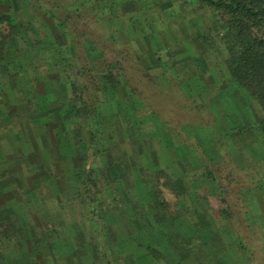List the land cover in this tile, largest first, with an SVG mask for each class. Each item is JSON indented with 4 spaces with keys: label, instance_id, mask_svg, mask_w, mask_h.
<instances>
[{
    "label": "trees",
    "instance_id": "16d2710c",
    "mask_svg": "<svg viewBox=\"0 0 264 264\" xmlns=\"http://www.w3.org/2000/svg\"><path fill=\"white\" fill-rule=\"evenodd\" d=\"M33 1L35 2V0H0L1 4L6 3L9 8L7 11L0 12V79H7L6 83L13 90L20 89L22 86L20 72L19 70L17 71V68L20 66L24 70L28 66H35L33 62L37 61L38 63L47 53L50 56L52 55L51 58L54 59L50 63H55L59 67L63 66L69 77H72V74L73 76L74 74L78 75L77 65L74 61V55L77 54L76 34L67 25V22L59 17L56 22L58 26L64 29H59L60 34L56 35L51 42L44 40L43 32L46 35L45 31H47L48 36L50 27L46 26L45 29L34 32L33 28H38V26H35L31 20H27L20 10L28 8L33 11V18H43L44 16L49 17L51 12L52 15L53 13L55 14L57 11L54 8L57 7H54V1L51 0V2H42L43 5L39 2L35 3V9L33 8L32 10L31 4ZM113 1V6H116L118 11L117 3L119 0ZM177 1L180 4H176ZM136 2L139 3L140 11L145 17L154 18L155 13L159 15L161 13V16L169 20L168 24L170 22V25L177 24L173 27H176L175 29L178 32L182 29L189 35L192 32L190 25L193 26V19L197 27L203 30L204 34L199 35L198 38L202 42L204 51L197 50L194 45L196 54L201 53L205 62H209L212 66H218L220 62V73L217 72L221 76L220 88L226 89L227 96L229 95L233 98L232 96L235 95L238 100V103L234 105H231L233 101L232 103L230 101L227 102L228 105L230 104L229 109L234 111L233 115L229 117V121L231 120L233 125H230V132H227L226 138L223 135L219 137L215 141L218 144L213 141L214 143L210 145L212 153L214 151L220 154L226 153L228 142H230L228 138H233L236 150L240 154L242 161L245 162L246 153H250L254 157L252 151L248 149L249 146L253 148L257 143L264 145V0H167V2L171 3L170 7H176L175 11H169L171 13H166L165 9H162L153 0H137ZM192 3L195 4V9L206 7L211 10L213 14L212 24L206 25L200 19L204 25L202 27L200 20H198L200 16L197 19H195L196 17H188V14L194 11L187 10V6ZM18 12H20L19 16L23 19L18 16ZM104 12L108 13L107 10H104ZM16 13L17 15H15ZM108 16L113 17L112 13L108 14ZM114 19L116 20V17ZM190 20L191 24L189 23ZM124 22L125 20L123 24ZM46 28H49V31ZM214 30L216 33L213 35ZM192 38L195 40L191 34L190 42ZM42 40L45 42L44 45L40 42ZM40 43L41 45L37 47V44L39 45ZM96 43L95 46L90 44L88 52L93 61H95V72H101L102 74L101 84L98 87L100 91H104L105 95L99 97L98 103L95 101V130L91 122H89L91 140L87 144L96 150V155L102 154L103 158L107 157V160L105 159L107 163L104 165L102 161L105 160L102 158L99 161L100 165L95 164V166H92L88 154L81 155V158L77 157L80 159L79 167H77L76 171V168L70 171V173H73L68 179V186L73 191L70 199L67 200V205H70L69 208L62 207V209L58 208L56 211L53 210L54 208L48 209L54 223L52 227L55 234H60L57 226L60 224L63 211L66 213L68 220L66 224L62 223V220L61 223L64 224L63 229L65 237L68 239L67 248L69 251L66 256H61L59 259L53 258L55 264H124L125 256L121 249L122 240H116L112 237V225L114 223L112 222V217L108 214L110 212V215H113L111 213L112 203L109 200L110 196L103 192L106 185L113 183H115L116 187V193L113 195H116L117 199L123 200V195L129 194L128 197L132 205L131 216L142 218V228H151L148 232L149 241L154 243L162 242L169 247L170 250L165 253L155 251L152 246L147 247L148 252L152 253V251H155L153 254L157 258H163L162 261L158 260L161 261V264H258L259 258H256L254 249L256 244L248 241L252 235H245L244 230L238 231V229L230 227L231 225L228 222L236 218L228 208L227 194L224 195L227 191L224 190L223 183L219 180V177L211 170V164L204 158L197 157L198 163L197 165L195 164V169L191 172L188 171L191 164L186 163L184 165L183 160H180V162L183 163L185 170L177 168L175 163L172 166L163 165V167L161 166V168L159 167L156 170L159 171L157 175L160 172L163 173L164 178L173 185L180 197L176 210L173 211L170 203L165 200L161 191L153 184L152 178L155 177V174L148 176L146 166L141 161V153L138 148L135 147L136 154L133 155L134 153L132 152L127 159L124 158L122 160L121 158L118 159L119 161H115L109 157L111 144L105 142V140H108L107 137L111 139V134L109 124L106 121L104 122L105 116H114L116 113L117 116L120 115L119 112H114L123 103L125 104L124 100L123 102L121 100L120 88L124 83L131 84V82L124 74V69L119 65L116 66L117 63L112 65L106 55V49L97 46ZM198 60L201 59L196 55L194 62L191 64L194 65L192 73H199L209 86L213 81V77L209 71L201 72L197 69L196 63ZM175 65L179 70L182 68L181 64L177 65L176 63ZM97 66H100V68H96ZM108 66L112 67L107 69ZM115 68L121 72H116ZM182 74L181 82L184 83L187 78H190L191 72L184 68ZM76 83L77 81L74 78V81L71 82L73 92L77 88ZM5 90L8 93V89ZM201 92L192 94L195 96L193 98L194 103L202 102L201 97L202 95L205 96L206 91ZM186 95L188 94L186 93ZM107 96L109 98L105 100ZM116 97H120L118 98L121 102L120 106L116 103ZM85 98L83 93H77V95L75 93L70 100L68 99V105L71 109L69 116L82 115L83 113L89 115V112L85 111L89 109L90 104H86ZM211 99V103L216 100L215 96H212ZM139 103L135 109L132 108L138 116L141 114L138 111ZM114 106L117 108H114ZM211 109L213 112V108ZM218 109L223 113V107L219 103ZM250 109L253 112L252 115H250ZM58 110L60 108L57 107V115L59 117ZM241 111L246 113L249 119H252L238 122L236 116H239ZM122 114L125 117L121 118L132 119L133 112L129 113L127 111L126 113H121V116ZM219 116L222 117L221 115ZM214 119L217 120L215 117ZM86 121H89V119ZM79 126H84L82 121L79 122ZM76 137H78L77 133ZM157 137L160 142L164 139V136H162V139L161 135H157ZM161 144L163 146V143ZM187 144L189 143L183 145ZM226 147L227 149L223 151ZM253 150L257 154L254 148ZM180 151L182 150L179 149ZM105 153L109 156H105ZM41 167L40 165L39 168ZM148 167H151L150 163H148ZM52 168L55 171L58 166ZM198 170L202 171L201 175H194L193 172ZM104 173H110L112 178L109 179ZM70 179L72 181L69 184ZM119 180L127 185L123 191L120 189L122 186L119 184ZM62 181L64 180L62 179ZM62 181L58 175H52L50 178V185L53 190L52 196L56 200L53 203L57 205L65 194L63 189L65 183L62 184ZM126 181L131 184L129 185ZM260 181H263V179ZM75 183H80L81 186H75ZM146 184V190L151 193L148 194V196H151L149 203L141 202L138 193L135 191L136 186H144ZM208 186L211 190H209ZM209 194L219 197L224 204L222 209L217 211L210 206L208 202ZM67 205H64V207ZM116 206L118 207L119 205L116 204ZM84 207L87 208V215L83 213ZM91 213H95V218L88 217L89 224H91L88 225L85 223L84 218ZM120 214L123 217L125 215L123 210L120 211ZM246 222L248 221L245 220L244 223ZM248 226L253 231L255 230L251 223ZM32 227L34 228L35 226L32 225ZM26 232L24 225L17 226L9 216H4L3 218L0 216V237L5 239L6 243L16 242L23 248L28 243ZM246 236L249 237L246 239ZM56 243L58 246L64 245L60 241ZM37 245H39L38 241ZM92 246L95 248L94 260L90 255ZM40 252L42 253V250ZM22 254L20 256L26 255V250L22 249ZM193 254L196 256L193 259L194 261L191 258ZM259 261L264 263L260 259Z\"/></svg>",
    "mask_w": 264,
    "mask_h": 264
},
{
    "label": "rangeland",
    "instance_id": "374dc122",
    "mask_svg": "<svg viewBox=\"0 0 264 264\" xmlns=\"http://www.w3.org/2000/svg\"><path fill=\"white\" fill-rule=\"evenodd\" d=\"M44 1L51 2V0H35L31 4L32 10L33 8L35 9V3L39 2L43 5L42 2ZM52 1H54V7H57L54 8L57 12L53 13V15L51 12L49 17L33 18V11L28 8L20 11L27 20L33 21L34 25L38 26V28H33L34 32L37 30L41 31L46 26L50 27L48 36L47 31H45L46 35L43 32L44 40L51 42L56 35L60 34L59 29H64L58 26L56 22L59 17L63 18L76 34L77 54L74 55V61L77 65L78 75L74 74L73 76L72 74L77 81L76 95L77 93H83L84 97H86L85 102L88 101L89 103L95 101L98 103L99 97L105 95L104 91H100L98 87L101 84L102 74L101 72H95V61H93L88 52L90 44L95 46V42H97V46L106 49L109 62L112 65L117 63L116 66L119 65L123 68L124 74L131 82V84L124 83L120 88L121 100L125 102V104H122L123 106L118 99L120 97H116V103L118 106L121 105V109H115L114 112H119L120 115L117 116L116 113L114 116H105L104 122L106 121L109 124L111 134V139L107 137L108 140H105V142L111 144V154L110 156L107 153L104 155L119 161L118 159L121 158L122 160L124 158L127 159L132 152L135 155L134 149L135 147L138 148L141 153V156L140 154L139 156L142 158V163L146 166L148 176L155 174V177L152 178L153 184L161 191L165 200L170 203L173 211L176 210L180 197L173 185L164 178L163 173L160 172L157 175L159 171L156 170L159 167L161 168V166L163 167V165L172 166L173 163L177 165V168L185 170L184 165L187 163L191 164L190 168H188V171L191 172L195 169V164L197 165L198 163L197 157L204 158L211 164V170L219 177V180L223 183L224 190L227 191L224 195L227 194L228 208L236 218L228 222L231 225L230 227H234L238 231L244 230L245 235H252L248 241L256 244L254 247L255 256L264 262V145L257 143L253 146L257 154L249 146L248 149L252 151L254 157L250 153H246L245 162L241 160L233 138H228L230 141L228 142V149L227 147L224 150L222 149L223 151L227 149L226 153L220 154L215 151L212 153L210 145L222 135L226 138L227 132H230V125H233V122L229 121V117L233 115L234 111L229 109L230 104L228 105L227 102L230 101L232 103L233 101L231 105H234L238 103V100L235 95L232 96L233 98L229 95L227 96L226 89L220 88L221 76L217 74V72L220 73V62L218 66H212L209 62H205L201 53L196 54L194 45L197 50L204 51L202 42L198 38L199 35L204 34L203 30L197 27L193 19L194 27L190 25L192 32L189 35L182 29L178 32L175 29L176 27H173L177 24L170 25L171 22L168 24L169 20L161 16V13L160 15L155 13L154 18L145 17L140 11V5L136 2L137 0H119L117 3L119 12L116 6H113V0ZM153 1L158 3L162 9H165L166 13H171L169 12L170 10L175 11L176 7H170L171 3L167 2V0ZM176 4H180V2L177 1ZM194 7V3L187 6V10H194L188 14L189 18L196 17L195 19H197L200 16L198 20H203L206 25L212 24L213 14L210 9L206 7L195 9ZM8 9L6 3H0V12ZM104 10H107L108 13L104 12ZM110 13H112L113 17L108 16ZM19 14L20 12H18V16ZM115 17L116 20H113ZM201 20L200 24L204 27ZM189 23L191 24V20ZM46 30L49 31V28H46ZM215 33L216 31L214 30L213 35ZM191 34L195 38V40L193 38L191 40L193 45L189 40ZM40 42L43 43L42 45L45 43L43 40ZM40 45L41 43L37 44V47ZM196 55L201 59L198 60L200 62L197 61L198 64L196 63L197 69L201 72L209 71L213 77V81L209 86L199 73H192L194 65L191 64L194 62ZM51 57L52 55L50 56L47 53L38 63L37 61L33 62L35 66L37 65L36 67L28 66L25 68L31 70L30 75H33L36 78L35 82L41 86L42 83L39 82L41 79L58 82L65 80L63 78L65 72H63L64 75L59 73L54 75L45 74L48 67H50L49 70L53 69L55 71L62 67L55 63L49 64V62L54 60ZM176 63L177 65H182L180 70L176 67ZM191 66L192 70L190 71ZM110 67L112 66H108L107 69H110ZM96 68H100V66ZM116 68L114 69L116 72H121L117 71ZM184 68L191 74L189 75L190 78H187L182 83L181 77H183ZM18 70L21 75L20 79H22L25 72L20 66L17 68ZM59 71L62 72L64 70ZM201 91H206L205 96L202 95L201 97L202 102L194 103L193 98L195 96L192 94L202 93ZM212 96H215L218 102L215 100L212 104ZM108 98V96L105 97V100ZM138 102H140L138 111L141 112L139 116L132 110V108L135 109L137 107ZM202 103L203 105L201 106ZM218 103L223 107V113L218 109ZM86 104L88 103L86 102ZM114 108L117 107L114 106ZM211 108H213L214 113ZM127 111L129 113L133 112V115H130L131 120L121 118L125 117L123 114L121 116V113H126ZM153 113L155 114L152 115ZM240 113L239 116H236L238 122L252 119H249L246 113L242 111ZM252 114L253 112L250 109V115ZM80 120L86 121V117L80 115ZM254 121L256 120L254 119ZM157 135H161V138L164 136V139L162 138L163 141L160 142L159 138H156ZM83 136L87 138L86 142L91 140L87 136L86 131H84ZM161 143H163V146ZM186 143L189 144L183 145ZM215 144L218 143L215 142ZM215 147L213 146V148ZM178 148L182 151L179 152ZM92 152L91 150L89 151L91 165H100L99 161H101L103 155H96V152L95 154ZM109 157L108 159H110ZM103 159L107 160V157ZM106 160L102 161L104 165L107 163ZM180 160H183L184 165ZM148 163H150L151 167H148ZM200 173H202L201 170L193 172L194 175ZM70 174L69 172V177ZM104 174L109 179L112 178L110 173ZM262 179L263 181H260ZM149 180L151 182L150 178ZM126 183L128 182L126 181ZM119 184L122 186L120 187L121 191L126 189L127 185L125 182L119 180ZM128 184L130 185L131 183L129 182ZM111 186H115V183L111 184ZM143 188L146 195L151 194L149 190H146L147 184ZM209 190H211L210 187ZM103 192L106 193V189ZM67 195L68 193H65L62 198L66 199ZM142 195L144 196L143 192ZM128 196L129 194H125V199ZM208 197L210 206L215 208V210L218 211L223 208L224 204L219 197L210 194ZM55 204L53 203L52 207L54 211L58 209L57 204ZM123 210L127 212V208H123ZM83 213L87 215V208H83ZM88 217L95 218V213H91ZM128 218V220L127 217L124 218L118 209L112 215V222L114 223V226L112 225V237L116 240H122L121 249L125 256L123 263L125 264L129 258H134L138 260L147 259L145 264H161L163 258H157L153 253L155 251L165 253L170 250L169 247L162 242L154 243L149 241L148 232L151 228L141 227L142 218L137 216H128ZM245 220L252 224L255 232L248 226V222L244 223ZM62 222L65 223L63 220ZM138 223L140 229L138 228ZM63 225L59 224L57 226L61 235L64 233ZM120 235L122 238H119ZM248 237L246 236V239ZM148 246L154 247L155 251H152V253L148 252ZM191 258L192 260L195 259V254ZM259 259L258 264H264Z\"/></svg>",
    "mask_w": 264,
    "mask_h": 264
},
{
    "label": "crops",
    "instance_id": "0c3cea01",
    "mask_svg": "<svg viewBox=\"0 0 264 264\" xmlns=\"http://www.w3.org/2000/svg\"><path fill=\"white\" fill-rule=\"evenodd\" d=\"M49 68L45 74L64 75L63 66L57 71ZM23 71L25 74L22 76L20 89L13 90L6 83L7 79H0V216H9L17 226L24 225L28 243L22 248L16 242L8 244L0 237V264H55L53 258L66 256L69 249L65 234L57 235L52 231L54 223L48 209H52L53 201L56 200L52 196L50 178L52 175H58L61 181L64 180L63 189L68 195L66 201L61 197L57 207L69 208L67 200L73 192L68 186L69 172L74 168L76 171L79 167L80 159L77 157L81 158L85 153L89 156L90 150L95 154V149L87 144V138L83 136L86 131L90 137L89 122L95 130V102L86 101L90 104L89 109L85 111L89 112V115H82L89 121H82L84 126L81 127L80 115L69 116L71 109L68 99L75 95L71 88L73 76L69 77L65 72V80L61 82L41 79V86L35 82L36 78L30 75L29 68ZM5 89H8L9 94ZM57 107L60 108L59 117ZM55 166L58 168L54 171L52 167ZM71 181L70 179L69 184ZM75 184L81 186L80 183ZM104 188L112 203L111 213L115 214L116 209L120 212L127 208V212L123 210V213L124 218L127 217L128 220L132 209L129 197L125 199L123 195V200L117 199V196L113 195L116 193L115 186L106 185ZM135 191L141 202L151 201V196L145 194L143 186H136ZM108 214L112 217L110 212ZM61 220L65 224L68 223L64 211L60 218L62 225ZM84 221L89 224L88 216ZM119 238H122L121 235ZM57 241L64 245L58 246ZM22 249L27 253L24 256H20L23 255ZM90 255L94 260L93 246ZM146 261L147 259L129 258L125 264H145Z\"/></svg>",
    "mask_w": 264,
    "mask_h": 264
}]
</instances>
